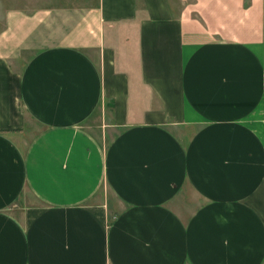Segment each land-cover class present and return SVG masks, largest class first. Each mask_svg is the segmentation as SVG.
<instances>
[{
    "label": "crops",
    "instance_id": "obj_1",
    "mask_svg": "<svg viewBox=\"0 0 264 264\" xmlns=\"http://www.w3.org/2000/svg\"><path fill=\"white\" fill-rule=\"evenodd\" d=\"M22 5H0V264H264V0Z\"/></svg>",
    "mask_w": 264,
    "mask_h": 264
},
{
    "label": "rangeland",
    "instance_id": "obj_2",
    "mask_svg": "<svg viewBox=\"0 0 264 264\" xmlns=\"http://www.w3.org/2000/svg\"><path fill=\"white\" fill-rule=\"evenodd\" d=\"M5 1H7V0H0V5H1L2 3H4ZM13 1H14V5H16V8H17V7H23V5H22L23 0H13ZM5 6H6V5H5ZM3 7H4V5H3ZM1 8H2V7H1ZM109 209H110V213H109V215H108V218L110 219L111 216L113 215L114 211L119 210V208H118V207H117V208H114V207H112V205L110 204Z\"/></svg>",
    "mask_w": 264,
    "mask_h": 264
}]
</instances>
